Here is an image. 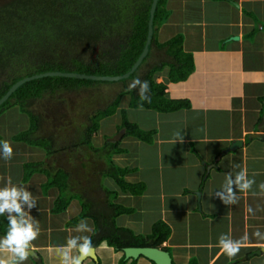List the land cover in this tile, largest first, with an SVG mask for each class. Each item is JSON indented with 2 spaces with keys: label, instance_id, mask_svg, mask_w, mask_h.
<instances>
[{
  "label": "crops",
  "instance_id": "1",
  "mask_svg": "<svg viewBox=\"0 0 264 264\" xmlns=\"http://www.w3.org/2000/svg\"><path fill=\"white\" fill-rule=\"evenodd\" d=\"M166 12L168 17L157 39L164 43L182 35V52L191 55L194 68L183 81H168L166 67L152 78L166 85L170 99L186 100L189 106L160 113L143 106L131 107L130 98L120 101L115 114L120 116L119 110H125L130 124L154 131V135L151 144L134 137L122 139L120 147L125 153L112 157L115 165L130 170L125 176L128 183L145 188L141 195H131L117 190L110 178L111 182L103 181L104 187L118 192L113 202L132 211L119 216L117 226L147 236L155 223L163 222L171 233L160 249L169 250L174 264L191 260L197 264H264V253L256 254L264 248V239L254 235L257 230L264 234V194L258 187L264 182V141L253 138L254 134H264V0H167ZM235 37L238 39L230 40ZM153 56L158 58L153 53L146 65ZM25 117L19 113L20 123L0 125L2 140H8L14 150L15 146L23 149V158L13 150L12 160L3 159L10 167L20 166L21 172L14 179L11 171L0 167V187L11 180L26 187L37 200L30 213L40 228L38 238L31 243L37 257L29 256L23 264H54L56 248L69 236L79 234L77 225L69 226L68 222L80 207L72 201L65 212L52 214L57 192L43 193L46 177L35 173L23 183L24 163L29 161L24 159L29 152L24 151H44L12 141L14 135L28 128L29 118ZM118 125L108 137L118 132ZM8 126L13 128L1 129ZM100 131L97 136L103 144L107 136L101 137ZM176 133L184 137L183 142L177 141ZM234 141L242 142V147L223 154ZM127 155L128 166L120 165ZM243 169L256 183L248 192H237L236 204H224L215 192L222 188L228 173L235 176ZM51 195L52 202L45 204ZM249 207L253 213L247 211ZM221 234H229L234 240L247 234L249 239L238 255L229 259L218 247ZM125 249L114 252L102 244L95 248L96 260L87 258L84 264H151L144 257L126 258Z\"/></svg>",
  "mask_w": 264,
  "mask_h": 264
},
{
  "label": "trees",
  "instance_id": "2",
  "mask_svg": "<svg viewBox=\"0 0 264 264\" xmlns=\"http://www.w3.org/2000/svg\"><path fill=\"white\" fill-rule=\"evenodd\" d=\"M152 1L8 0L6 4H0V99L15 83L30 78L2 103L0 115L18 107L20 112L29 117V126L14 135L12 141L46 151L47 161L24 164L22 181L28 182L35 173L43 174L46 177V182L42 185L43 193L49 190L57 192L51 213L61 214L72 201L78 202L80 211L68 225L76 226L81 220H88L92 224L89 237L95 248L105 243L116 252L131 247L160 248L171 233L169 226L163 222L155 223L151 234L147 236L135 235L129 229L117 226L116 219L132 211L114 203L118 192L102 185L103 178H110L120 192L142 194L144 185L128 183L125 176L130 170L115 165L112 157L125 153L120 147L122 139L134 137L151 144L154 131H143L130 124L125 110L121 109L117 131H124L122 139L119 142H109L105 138L104 143L98 147L92 141V137L99 131L100 122L118 111L123 95H130L131 107L142 105L160 113L174 112L189 106L186 100L170 99L166 93V85L153 81L152 75L164 67L168 70V81H183L193 72L194 66L191 55L182 52V35L172 37L164 43L157 39L158 30L168 17L167 0L157 1L152 17V36L147 40ZM147 44L146 55L129 77L116 82L96 79L100 76L126 75ZM152 53L158 57L153 68L140 75ZM50 72L84 74L88 78L77 79L64 75L33 78ZM137 78L149 82L150 103L142 102L136 90H128L129 84ZM115 83L116 85H112ZM118 85L121 90L104 108L92 111L83 130L71 131V139L69 136L66 139L67 144L62 145L59 143L61 139L56 140L59 135L56 138L53 129L60 128L62 123L70 125L64 117L65 113L55 114L57 105L66 109L68 101L83 100L102 86ZM41 104L47 106V109L39 113L36 108ZM47 112L49 117L45 118L44 114ZM263 117L260 118L261 122ZM47 120L53 124H47ZM68 120L71 123L74 121L69 117ZM48 125H52L53 129ZM65 135L63 134L64 137ZM78 150L90 152L95 165L97 162L103 165L97 176L96 185L99 188L88 189V182L84 183L86 189L76 191L73 174L65 168L54 167L58 162V155ZM50 158L52 160L47 167ZM81 168L87 174V165L82 163ZM94 189H97L100 196H92ZM7 228L6 216H0L1 236L6 234ZM164 250L169 253L168 249ZM188 264L197 263L191 260Z\"/></svg>",
  "mask_w": 264,
  "mask_h": 264
},
{
  "label": "clouds",
  "instance_id": "3",
  "mask_svg": "<svg viewBox=\"0 0 264 264\" xmlns=\"http://www.w3.org/2000/svg\"><path fill=\"white\" fill-rule=\"evenodd\" d=\"M128 90H136L142 102H151V87L148 81L137 78L129 84ZM176 137L177 141L183 142L184 137L180 133H176ZM0 157L4 160H11L13 157V147L8 140L0 141ZM255 183L254 178L248 177L246 169L240 170L235 176L228 173L222 188L215 192V195L224 204L233 205L238 202L237 192H248ZM258 187L260 193L264 194V182H261ZM253 195L256 193L253 192ZM36 206L37 200L23 185H14L11 180H8L5 186L0 187V216L6 215L8 221L6 234L0 238V264H23L28 259L31 254V243L38 238L40 233L38 221L30 214ZM247 211L253 213L251 207ZM75 231L85 233L91 232L92 229L87 220H81ZM254 235L264 239V234L259 230ZM248 239L247 234L236 240L232 239L229 234H221L218 247L229 259H233L241 248L246 246ZM94 251L95 246L88 235H77L69 236L64 245L57 247L56 255L59 258V264H84V261Z\"/></svg>",
  "mask_w": 264,
  "mask_h": 264
},
{
  "label": "rangeland",
  "instance_id": "4",
  "mask_svg": "<svg viewBox=\"0 0 264 264\" xmlns=\"http://www.w3.org/2000/svg\"><path fill=\"white\" fill-rule=\"evenodd\" d=\"M8 2V0H0V4H6ZM152 60H156V57L153 56ZM150 61L147 65H144V67L141 69V74H144L145 71H147L148 67L151 66L153 64V61ZM163 77L158 78V80H161ZM112 85H116L112 84ZM121 90V86H102L100 87V89H98L96 92L94 93H90L88 94L83 100H75V101H68L67 107L66 109H62L59 105H57L54 109L55 114L57 115L58 113H65L64 117L66 119L67 123H62L60 126V128H55L53 129L52 125H48V127L50 129H53V133L57 136L56 140H60L59 143H61L62 145L67 144V137L69 136V138L71 139V131L73 132H77L80 130H83L86 126V120L87 118L92 114V111L97 108H104L114 97L115 95L118 93V91ZM124 97V98H123ZM127 98H130L131 101V97L130 95H123L121 97V102H124L127 100ZM43 104H41L40 106H38L36 109L37 111L40 112H45L47 109V106H43ZM122 106V104H121ZM49 107V106H48ZM15 108V109H14ZM12 109L7 110L5 113H7L6 116H4L2 118V115L5 114H1L0 115V125H12V124H18L21 122L20 119H18L19 113L22 115L23 113L20 112L18 107H14ZM120 108V107H119ZM49 109H51L49 107ZM16 110V111H15ZM45 118H48V112L44 114ZM74 120L73 123L69 122L68 120ZM25 118H29V117H25ZM74 118V119H73ZM47 124H53L51 122H48V120L46 121ZM118 123H120V116L118 114H114L108 118H105L104 120H102L100 122V136L101 137H105V138H110L108 137V135L112 134L114 132V130H116V126L118 125ZM56 126V125H55ZM11 128L13 127H2V130L5 131H10ZM24 131V130H23ZM63 133L66 134L65 137L62 135H60L59 133ZM68 134V135H67ZM1 137V136H0ZM123 137V136H122ZM122 137L117 141L119 142ZM130 139L134 140L133 138L129 137ZM64 139V140H62ZM92 141H93V145L98 147L100 146V144L102 143V140L97 136V134H95L92 137ZM20 144H22L21 142H19ZM102 145V144H101ZM30 146V145H29ZM33 147V146H31ZM14 150V149H13ZM23 149L21 148H17V146H15V150L14 153L17 154L18 157L23 158ZM24 152H29L28 155H25L26 158H24L25 160H29L26 161L25 163L28 162H44L42 161H38L39 159H43L44 158V152L46 155V151L43 150H38V152L34 151V150H30V151H24ZM57 164H55L54 167H61V168H65L67 171L71 172V174H73L72 176V180L75 182L73 184V186L75 187L74 190L78 191L81 189H86L84 187V183H88L86 185V187L89 188H99L98 185H96L97 182V176H98V171L100 170V167H102L103 165L99 162H97V164L95 165V163L91 160V153L84 151V150H78L77 152H67V153H61L60 155L57 156ZM130 156H125L126 161L123 164H120L122 166H128L129 161H130ZM46 159V157L44 158V160ZM12 160V159H11ZM52 158L48 159V163H47V167L49 166V164L51 163ZM10 161V160H8ZM47 161V160H46ZM24 163V164H25ZM72 163V164H71ZM86 164L88 167L87 170V174L83 171H81V164ZM11 165H8L4 162L3 158L0 157V167H2L4 170H6V172H12V178L17 179L20 176V166H14V167H10ZM83 177V178H82ZM36 179V177H35ZM108 180L109 182H111L110 179L108 178H103V181ZM103 185V184H102ZM78 189V190H77ZM87 189V190H88ZM94 192L92 196L97 195L100 196V193L97 191V189H94ZM52 198L53 196L51 195L48 199L44 200L45 204H47L49 202H52ZM78 203V202H77ZM87 234V232H86ZM78 235H81V233H79ZM102 245V244H101ZM105 246H107L105 243L103 244ZM100 246V245H99ZM98 246V247H99ZM109 247V246H107ZM111 248L114 252H116L112 247ZM111 250V251H112ZM112 251V252H113ZM53 260H54V264H59V258L57 257L56 253H54L53 255Z\"/></svg>",
  "mask_w": 264,
  "mask_h": 264
},
{
  "label": "water",
  "instance_id": "5",
  "mask_svg": "<svg viewBox=\"0 0 264 264\" xmlns=\"http://www.w3.org/2000/svg\"><path fill=\"white\" fill-rule=\"evenodd\" d=\"M158 0H153L152 1V6L150 8L149 11V19H148V38L147 40H150L151 36H152V17L154 15V11H155V7L157 4ZM238 38H231L230 40H237ZM148 50V44L145 46L143 53L141 54V56L137 59V61L135 62V64L132 66L131 70L126 74V75H120V76H100V77H96L97 80L99 81H111V82H116V81H120L123 80L127 77H129V75L131 73H133L135 71V69L140 65V63L143 60V57L146 55ZM57 75H64L66 77H74L77 79H86L88 78L87 75L84 74H74V73H56V72H50L48 74H42V75H38V76H34L33 78H39V77H45V76H57ZM30 78H26L23 80L18 81L17 83H15L10 91L3 97L0 99V106L2 105V103L11 95V93L22 83L28 81ZM124 135V131L120 130L118 131L115 135H113L112 137L108 138L107 140L109 142H117L122 136ZM254 139H260V140H264V134H254L253 135ZM242 147V142H238V141H234L232 142V144L226 148L222 153L226 154L230 151H235L236 149H239ZM198 196H200V193H197ZM125 253V257L126 258H133L136 259L140 256L150 260L151 262H153L154 264H174L172 262V258L170 256V254L165 251L164 249H160V248H150V247H137V248H128L124 250ZM264 253V248L260 249L259 251L256 252V254L258 256H261ZM30 257H37V254L35 253V251L31 250V254L29 255ZM88 258H92L94 260H96V257L94 255V253L89 256Z\"/></svg>",
  "mask_w": 264,
  "mask_h": 264
}]
</instances>
